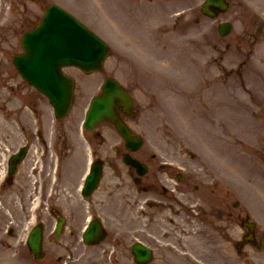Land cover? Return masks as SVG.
Returning a JSON list of instances; mask_svg holds the SVG:
<instances>
[{"label":"rangeland","instance_id":"obj_1","mask_svg":"<svg viewBox=\"0 0 264 264\" xmlns=\"http://www.w3.org/2000/svg\"><path fill=\"white\" fill-rule=\"evenodd\" d=\"M1 1L4 2L5 7L11 4L12 1L13 6L15 7L16 5L15 0ZM51 1H57L87 19H89V16H92V12H96V14L102 16L104 15L107 23L106 25L111 26L113 29L118 28L121 32L123 31V27L125 30L130 29L127 25H124L126 23L122 18V15L125 16L126 13L129 12V8L137 11V21H142L144 18L143 22L145 24L141 26V29L147 28L148 22L150 21L157 20L154 25H158V23L163 25V21L165 20L162 14L157 16L147 14L145 16L142 11L145 4L144 2H140V0H121L122 9L119 8L120 12L115 9V5L107 3L105 0H29L27 13L30 19L21 22L20 12H26V6L23 0H18V39L24 29L34 26L40 20ZM197 2L198 0H175L167 6L165 4H156L153 9L161 8L162 11L166 9L167 11L173 9L180 10L194 7ZM246 2L247 6L251 9H256L264 13V0H246ZM232 9L233 10L229 13V17L237 20L235 26L237 32L230 34V36L226 38V41L232 43V50L238 49L237 47L239 46L236 44L240 42L242 54L239 58L238 56L231 55L232 57L229 58L227 67L233 70L238 68L237 65L240 59L245 58L244 54L246 55V51L249 48L248 41L250 43H257L252 57L253 60H251L252 68L246 71L247 74H245L244 77L239 78L238 76L240 74L237 72L230 80L227 78L228 74H226L225 77L218 76V78L217 71L219 70L216 67L215 71L217 74L212 75L215 72L211 69H207L208 66L212 65L210 61L212 54L207 60H199L203 55L199 56L202 52L200 51V44L198 43H196V46L193 44V48L191 49L192 54L195 53L196 55L193 56L194 59L192 60L190 51L187 58H185L183 53L187 47L186 43L188 37L179 36V34L174 31L176 35L168 34L166 37L165 34H162L160 37L157 36V38L159 37L158 39L162 40L165 37L168 40L170 37H173V42L176 46L173 49L170 48L172 49L170 52L163 51L162 46H158L157 49H153L154 47L152 46V49H148L150 55L153 56V54H156V58L153 60L155 72H151L150 75L154 88H148L142 91L138 90L137 94L139 98L143 100L142 107L145 109L149 108V112L147 111L148 116L142 121V125L148 129L147 149H160V151L163 152L162 154L166 155L161 157V159L175 160L180 162V164L183 163L184 166L186 164H192L194 168H200L199 162L202 159L196 154H202L211 165H214L216 168H219V165L221 166L225 176H229V180L227 179L228 181L239 184L245 192L249 191V197L247 198L255 208H258L259 199L251 195V189L249 187L255 188L257 186L258 188L255 189L256 192L264 195V192H261L262 190L264 191V163L261 161V154L256 152L255 149L256 146L259 147V145H264V24L257 19V16V18L255 16V18L252 17V14H250L248 9L244 6L234 4ZM115 12H117V14ZM143 14L144 16H142ZM172 21L174 20L172 19ZM200 27L196 26V28ZM155 28H153L155 30L154 35L150 36V44H155L157 42L156 35L157 29L159 28ZM131 30L133 29L131 28ZM241 32L242 34H240ZM126 34H128V32L124 33V35ZM136 34L139 33L137 32L132 35L129 33V37L126 36L129 39L132 38V41H135ZM143 38L144 36L142 35V40H146ZM163 53H167L169 56L174 53V60L169 59L168 62L166 59H163L161 56ZM118 61H120L119 64H121L124 60ZM119 64L118 67L120 66ZM191 64H193L194 68ZM187 66L188 69L186 68ZM118 69L122 76H125L128 74L127 72H129L127 63H125V66L121 65ZM139 69L140 72L148 73V71L144 69L142 63ZM97 76L96 80L93 79L90 91H82L80 94L85 93V96L86 94L90 96L97 91V85L102 79V74H98ZM215 77L218 79L214 82L211 80L209 82L207 81L208 78L212 79ZM207 83L212 86H207V92L203 93L201 88L203 85L206 86ZM189 92L192 93L191 98H188ZM201 97L203 99H201ZM208 100L209 105H207ZM0 102H2L0 109V133H2V137L4 136L3 134L7 132L15 133L19 126L32 127V119L34 120L35 116H46V112L48 113V121H46V123L49 124V122H51V111L44 96L40 91L23 80L18 72L17 74L15 73L14 79L10 82V86L4 90ZM24 103L26 104L23 108L27 114H25V117L23 116L24 119H22V116H17V108ZM29 116L33 118L27 121ZM18 117H21V119ZM219 121L225 125V127H223L226 135L225 137L216 135V133L219 132L217 131L216 124H218ZM20 132H23L21 128ZM2 137L0 139V151L3 144ZM231 138L248 145L250 148L243 144L238 145L234 143L230 140ZM19 140L20 138L18 141ZM192 153H195L193 159L190 155ZM38 155V149L32 151L28 159L29 164L38 162ZM74 160H76V167L79 168L80 157ZM233 165H236L237 168ZM73 167L74 164H72L69 169L72 170ZM19 175L28 178L25 180L26 182H30V179L32 181L33 177L36 179L38 178V175L29 177V175H31L29 172H22ZM130 185L132 186H130V196L135 198L136 189L132 183ZM260 186H262L263 189ZM204 187L206 186L204 185ZM59 192L64 196L63 188H59ZM29 193L32 194V198L33 193H37V189H35L33 182L30 183V190L28 191L22 186L20 189L7 188L4 196V205H0L3 209L1 213H7L9 218L14 219L16 222L19 221V218L23 219L21 213V211H24L23 208L25 207L29 213L28 208L30 202H36L35 199L32 200V198H30ZM9 210H12V215L8 213ZM1 222L6 231L8 229V224L5 225L3 221ZM16 222L14 225L16 226L15 229L18 226ZM23 223L24 221H21L19 224L21 232ZM4 233L5 232L0 235L2 236ZM17 236L19 239V231L18 234H15L13 237H7V241L11 242L15 240ZM57 240L61 242L60 239H56V241L52 240L50 243H47V248L49 249L50 257L53 260L59 261L62 254L68 251L59 248L63 246L61 243H57ZM1 241L2 240H0V264H37L32 261L31 254L25 246L17 249L11 246L12 244L10 243L8 246L6 244L7 241H5L6 243ZM5 244L7 247H5ZM124 252L125 254L119 252L123 260H125L126 256H129L128 252ZM103 253L101 248L78 252L74 262H76L75 264H102V260L96 259L95 257L102 256ZM105 262H109L107 256ZM127 264H129V262H127Z\"/></svg>","mask_w":264,"mask_h":264},{"label":"water","instance_id":"obj_2","mask_svg":"<svg viewBox=\"0 0 264 264\" xmlns=\"http://www.w3.org/2000/svg\"><path fill=\"white\" fill-rule=\"evenodd\" d=\"M61 26L62 25H60V26H56L55 27V33L53 34V35H51V37H57V35L59 34V33H61ZM38 30H39V28H38ZM37 30V31H38ZM36 32V31H35ZM101 49H102V47H100ZM101 51H103V50H101ZM95 59H97V57H94V58H92V59H90V61L89 62H92V63H94V60ZM101 112L103 111V109L102 110H100Z\"/></svg>","mask_w":264,"mask_h":264}]
</instances>
